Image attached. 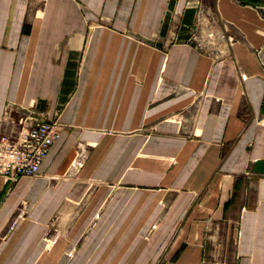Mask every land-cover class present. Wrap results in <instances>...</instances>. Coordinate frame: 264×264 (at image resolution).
<instances>
[{"label":"crops","instance_id":"obj_1","mask_svg":"<svg viewBox=\"0 0 264 264\" xmlns=\"http://www.w3.org/2000/svg\"><path fill=\"white\" fill-rule=\"evenodd\" d=\"M0 264H264V0H0Z\"/></svg>","mask_w":264,"mask_h":264},{"label":"built area","instance_id":"obj_2","mask_svg":"<svg viewBox=\"0 0 264 264\" xmlns=\"http://www.w3.org/2000/svg\"><path fill=\"white\" fill-rule=\"evenodd\" d=\"M57 121L38 119L22 128L15 138L0 136V175L8 182L37 175L57 137ZM216 264H226L216 262Z\"/></svg>","mask_w":264,"mask_h":264}]
</instances>
